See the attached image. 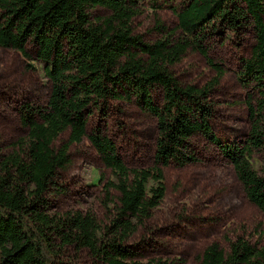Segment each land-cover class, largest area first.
<instances>
[{"label":"trees","instance_id":"trees-1","mask_svg":"<svg viewBox=\"0 0 264 264\" xmlns=\"http://www.w3.org/2000/svg\"><path fill=\"white\" fill-rule=\"evenodd\" d=\"M138 1L0 0V48L19 52L29 69L43 64L49 84L43 105L21 102L24 136L0 142V264H56L68 248L87 251L92 264H187L141 260L133 238L143 231L142 241L149 239L147 225L165 197L164 169L198 163L200 141L228 162L264 217V172L257 174L250 162L264 147V0H187L174 9L176 28L152 43L132 28ZM95 7L109 14L91 18ZM249 29L255 42L240 75V82L252 85L249 129L241 143L222 141L213 132V87L182 86L170 69L196 52L218 70L208 59L207 42L219 30L238 35ZM154 87L163 91L162 105L152 99ZM113 103H133L156 121L151 166L129 168L110 133L99 127L88 133L95 114L105 117ZM84 139L111 174L101 178L112 205L103 228L90 213L49 212V197L62 188L70 165V148ZM197 264H264V245L238 237L225 252L213 243Z\"/></svg>","mask_w":264,"mask_h":264},{"label":"rangeland","instance_id":"rangeland-1","mask_svg":"<svg viewBox=\"0 0 264 264\" xmlns=\"http://www.w3.org/2000/svg\"><path fill=\"white\" fill-rule=\"evenodd\" d=\"M186 1L139 0L140 13L132 19L134 33L149 43L160 39L176 28L174 9ZM108 14L101 7L90 10L91 18ZM254 42L250 29L238 35L219 30L206 44L208 59L218 70L196 52H188L170 69L182 86L213 87L211 97L216 105L213 132L222 141L241 143L246 139L249 129L246 101L251 96L252 85L240 82L241 62L250 56ZM28 63L19 52L0 48V142L3 145L24 136L18 121L21 104L29 101L43 105L48 95L43 64L33 62L34 69H29ZM217 71L222 73L219 78ZM151 95L157 105H162L161 88H152ZM257 99L258 94L252 93L253 103ZM92 125L88 133L95 127L110 133L129 168L152 165L156 121L135 104L113 103L105 117L95 114ZM198 146L201 154L198 163L164 169L165 197L147 225L151 236L142 241L143 231H139L133 238L141 260L183 259L187 264H197L210 244L216 243L228 252L230 243L238 237L264 245V217L247 199L232 168L206 142L200 141ZM69 155L70 165L62 173V188L49 197V212L59 216L90 213L103 228L109 222L112 205L105 200L101 178L109 180L111 174L102 167L86 139L71 146ZM250 162L257 174L264 172V147L251 155ZM153 185L150 183L149 187ZM56 261V264H92L93 259L85 250L68 248L59 252Z\"/></svg>","mask_w":264,"mask_h":264}]
</instances>
